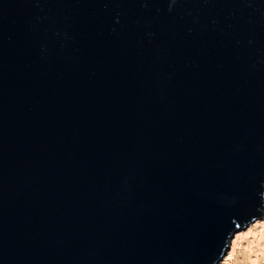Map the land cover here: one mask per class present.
<instances>
[{
    "label": "water",
    "instance_id": "water-1",
    "mask_svg": "<svg viewBox=\"0 0 264 264\" xmlns=\"http://www.w3.org/2000/svg\"><path fill=\"white\" fill-rule=\"evenodd\" d=\"M264 216V0H0V264H218Z\"/></svg>",
    "mask_w": 264,
    "mask_h": 264
},
{
    "label": "rangeland",
    "instance_id": "rangeland-1",
    "mask_svg": "<svg viewBox=\"0 0 264 264\" xmlns=\"http://www.w3.org/2000/svg\"><path fill=\"white\" fill-rule=\"evenodd\" d=\"M246 248L248 256L255 260L253 264H264V216L234 235L218 264H237V253L242 254Z\"/></svg>",
    "mask_w": 264,
    "mask_h": 264
},
{
    "label": "bare ground",
    "instance_id": "bare-ground-1",
    "mask_svg": "<svg viewBox=\"0 0 264 264\" xmlns=\"http://www.w3.org/2000/svg\"><path fill=\"white\" fill-rule=\"evenodd\" d=\"M247 248L243 251L242 254L237 253V258L235 260V262L237 264H253L254 263V259H251V256H248L247 253ZM236 256V255H235ZM250 257V258H249Z\"/></svg>",
    "mask_w": 264,
    "mask_h": 264
}]
</instances>
